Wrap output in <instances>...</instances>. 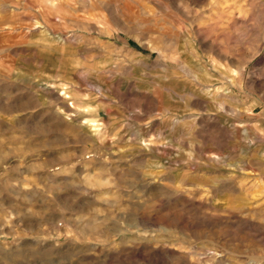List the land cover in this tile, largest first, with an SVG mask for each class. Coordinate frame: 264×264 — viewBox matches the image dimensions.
Listing matches in <instances>:
<instances>
[{
	"label": "rangeland",
	"instance_id": "rangeland-1",
	"mask_svg": "<svg viewBox=\"0 0 264 264\" xmlns=\"http://www.w3.org/2000/svg\"><path fill=\"white\" fill-rule=\"evenodd\" d=\"M0 264H264V0H0Z\"/></svg>",
	"mask_w": 264,
	"mask_h": 264
}]
</instances>
